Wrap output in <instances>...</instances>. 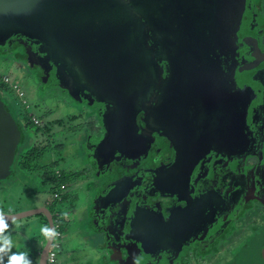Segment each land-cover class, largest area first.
<instances>
[{
    "label": "flooded vegetation",
    "instance_id": "flooded-vegetation-1",
    "mask_svg": "<svg viewBox=\"0 0 264 264\" xmlns=\"http://www.w3.org/2000/svg\"><path fill=\"white\" fill-rule=\"evenodd\" d=\"M251 10L264 54V0H253ZM137 38L133 54L142 67L122 66L110 81L91 78L86 65L48 46L47 55L37 41L9 39L0 47L36 91L82 112L65 117L67 126L85 118L77 130L82 168L40 177L85 182L83 207L73 212L82 217L78 233H93L94 264H264V98L239 106L233 118L215 117L199 98L201 84L189 78L196 67L183 49L175 52L150 26ZM57 114L47 108L39 115L37 137L49 140V127L62 126ZM25 144L18 160L57 164L53 153L44 158L50 145L43 139Z\"/></svg>",
    "mask_w": 264,
    "mask_h": 264
},
{
    "label": "water",
    "instance_id": "water-1",
    "mask_svg": "<svg viewBox=\"0 0 264 264\" xmlns=\"http://www.w3.org/2000/svg\"><path fill=\"white\" fill-rule=\"evenodd\" d=\"M252 1L0 0V47L9 39L37 41L47 55L51 47L86 65L91 78L110 81L122 66L142 67V56L134 55L133 48L139 45L137 34L150 26L175 52L183 49L196 67L189 78L201 84L199 98L207 112L231 118L239 106L264 98V54L256 46L259 25ZM23 141L19 122L0 98V183L15 174ZM33 215H43L48 224L38 260L46 264L55 230L47 208L0 212V220L10 223Z\"/></svg>",
    "mask_w": 264,
    "mask_h": 264
},
{
    "label": "rangeland",
    "instance_id": "rangeland-1",
    "mask_svg": "<svg viewBox=\"0 0 264 264\" xmlns=\"http://www.w3.org/2000/svg\"><path fill=\"white\" fill-rule=\"evenodd\" d=\"M0 74L7 75L10 78V81L21 89L24 93L22 100H25L26 104L29 106V111L34 114L36 118H38L39 115H42L44 110L48 108L58 113L57 117H52L53 119L63 120L61 127H49V140L45 134L44 136H42V134H37L39 136L37 137L35 131L31 129L30 126L22 125L24 141L28 142L35 138L43 139L44 142L50 145V152H47L49 150H46L44 158L47 159V157H49L50 159L52 156L51 153H53V158L58 160L57 164L43 167L41 163L36 162L31 171H15L12 178L0 183V211L2 210L6 213L14 214L39 208H46V206H48L46 205L47 202L51 200V191L48 192L50 181H48L49 179L44 181L40 176L44 175L43 170L47 175L61 167L70 172H76L82 168V166H80L81 161L77 159V156L82 153L81 144L84 142V137L83 133H79L77 130H79L78 124L84 122L85 118H82L81 120L79 119L78 122L73 124V126H67L64 120H66L68 116L74 115L76 117L77 114H82V112L67 105L68 102L66 103L65 98L58 99V102H52L53 97L55 96L49 98L48 95L36 91V84L28 72L12 63V60L4 55L0 56ZM0 98L7 102L9 110L14 112L16 119L19 120V112L24 110V107L21 103L22 100L20 101L16 92L0 85ZM41 99L46 101L42 106L38 105L40 104V101H42ZM56 145H60V149H55ZM26 146V144L21 146L19 152L23 153L27 149ZM58 164L59 166H57ZM52 176L55 180H60L58 178L56 179L54 174H52ZM62 179V183H65L66 185V190L60 191L63 195V201H56V203L48 206V210H50L52 214L59 212L62 216V219L60 220V231L62 232V236L57 240L60 247L59 249L54 250L56 254L55 264H94L96 256L91 250L94 248V240L91 238L93 233L88 231L87 238L89 240L78 233L82 230L80 227L81 223H79V220H81L82 217H79L77 213L75 215L73 212V208L77 207L79 210L83 207L82 204L85 200H83L82 192L85 190V182L81 183L79 179L77 180L75 176L70 174H68L65 179ZM58 184H60L59 181ZM58 189L59 188L56 190ZM29 222H33L36 227L29 225ZM45 222L46 218L43 215H33L28 218L10 222L11 227L5 232L6 235L3 234L5 235L3 237L7 238V240L2 239V241H0V261H2V264H9V258L11 256L14 254L20 256L22 252L25 256V260L20 261L19 264H26V261L38 264V258H35V261H33V259H30L28 256L31 252L35 251L34 247L37 245L33 244V239L36 240V238L29 236L32 235L30 233L39 231V233L42 234V236H40L42 241L39 242L41 246H44L48 239V230L43 231L41 224ZM4 224L8 225L9 223L4 222ZM20 227H22L23 230L19 229ZM3 230L0 231V234L3 233ZM248 231V228L244 230L245 233ZM88 241L91 242L88 243ZM9 243L12 244L10 251L8 252L9 249L3 250L5 245ZM19 248L22 250H19ZM253 248L255 247L252 246L249 251L251 252ZM3 251L5 256L1 255V252Z\"/></svg>",
    "mask_w": 264,
    "mask_h": 264
},
{
    "label": "built area",
    "instance_id": "built-area-1",
    "mask_svg": "<svg viewBox=\"0 0 264 264\" xmlns=\"http://www.w3.org/2000/svg\"><path fill=\"white\" fill-rule=\"evenodd\" d=\"M0 85L5 86L6 88L10 89L11 91H15L16 94L18 95L20 101L22 100L24 93L21 91V89H19V87L16 84H13L10 81V78L5 75V74H0ZM22 106L24 107V110H21L20 113V119L17 121L19 122L21 128L22 125H26V126H30L31 129H33L34 131L36 130V128L39 129L40 127V121L38 120V118H36V116L34 114H32L29 111V106L26 104L25 100L21 101ZM58 190H52L51 191V200L49 202H47L46 205H51L56 203V201L58 202H62L63 201V195L62 192L60 191H64L66 190V186H64L63 184H60L58 186ZM55 217L56 219H54V226H55V230H54V238H53V242L52 245L49 249L48 255H47V259H46V264H55V249H59L60 245L57 242L58 239L61 238L62 236V232L60 231L61 229V222H60V216L58 215V213H55Z\"/></svg>",
    "mask_w": 264,
    "mask_h": 264
},
{
    "label": "crops",
    "instance_id": "crops-1",
    "mask_svg": "<svg viewBox=\"0 0 264 264\" xmlns=\"http://www.w3.org/2000/svg\"><path fill=\"white\" fill-rule=\"evenodd\" d=\"M3 213H6V212H4L3 211ZM6 214H9V213H6ZM10 214H12V213H10ZM9 223V222H8ZM7 225V224H6ZM29 225H32V226H34V227H36V225H34V223L33 222H29ZM28 226V225H27ZM46 225H45V223H42L41 224V228H42V230L44 231V230H48V229H45L46 227H45ZM11 227V224L9 223L8 225H7V227L6 228H4L5 229V231H7V229L8 228H10ZM19 229H22V227H20ZM23 230V229H22ZM21 230V231H22ZM43 231H41V232H43ZM4 234L6 235V233L4 232ZM30 234H32L31 236H29V237H35L36 238V240H34L33 239V244H37L35 247H34V252H31L28 256H29V258L30 259H33V261H35V256H37L39 253H40V251L42 250V248L44 247V246H41L40 245V242L42 241V238L40 237V236H42V234L41 233H39V231H37V232H32V233H30ZM5 235H2L1 237H3V236H5ZM21 235V234H20ZM22 236V235H21ZM0 241H2V239L0 240ZM13 241V240H12ZM11 241V242H12ZM40 241V242H39ZM46 244V243H45ZM44 244V245H45ZM11 247H12V244H6L5 245V248L3 249V250H8V252L10 251V249H11ZM19 250H22L21 248H19ZM22 254H23V252H22ZM1 255H3V256H5V254H4V251L3 252H1ZM31 264H35V263H31Z\"/></svg>",
    "mask_w": 264,
    "mask_h": 264
},
{
    "label": "trees",
    "instance_id": "trees-1",
    "mask_svg": "<svg viewBox=\"0 0 264 264\" xmlns=\"http://www.w3.org/2000/svg\"><path fill=\"white\" fill-rule=\"evenodd\" d=\"M7 103V102H6ZM8 106V105H7ZM31 152H29L28 154H30ZM17 164H16V171H17V169H20V168H22L23 169V171H31L32 170V168H33V165H34V162L32 161V160H30V161H28V162H25V159L23 158V157H21V158H19V160L17 159ZM20 167V168H19ZM62 182V181H61ZM50 191H52V190H55V189H57L58 188V186L61 184H58V181L57 180H51L50 181ZM4 232H6L5 231V229L3 230V233L2 234H0V237L4 234Z\"/></svg>",
    "mask_w": 264,
    "mask_h": 264
},
{
    "label": "clouds",
    "instance_id": "clouds-1",
    "mask_svg": "<svg viewBox=\"0 0 264 264\" xmlns=\"http://www.w3.org/2000/svg\"><path fill=\"white\" fill-rule=\"evenodd\" d=\"M6 227L7 225L4 224L3 220H0V231H2ZM0 239L7 240V238L5 237H0ZM24 260H25V256L23 254H21L20 256L14 254L9 258V264H19L20 261H24ZM0 264H2V261H0ZM26 264H31V261H26Z\"/></svg>",
    "mask_w": 264,
    "mask_h": 264
}]
</instances>
